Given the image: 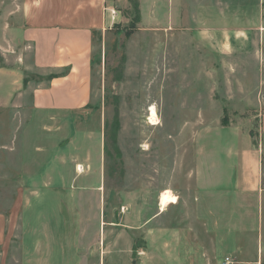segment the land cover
Instances as JSON below:
<instances>
[{
	"label": "rangeland",
	"instance_id": "rangeland-1",
	"mask_svg": "<svg viewBox=\"0 0 264 264\" xmlns=\"http://www.w3.org/2000/svg\"><path fill=\"white\" fill-rule=\"evenodd\" d=\"M27 2L0 0V83L19 84L0 89V212L30 196L0 264H264V0H138L139 19L130 0L111 1L117 16L94 38L90 103L105 186L68 190L64 204L28 188L43 184L25 131L44 76L14 33ZM249 148L261 156L256 192L238 179ZM167 188L177 203L161 211Z\"/></svg>",
	"mask_w": 264,
	"mask_h": 264
},
{
	"label": "crops",
	"instance_id": "crops-1",
	"mask_svg": "<svg viewBox=\"0 0 264 264\" xmlns=\"http://www.w3.org/2000/svg\"><path fill=\"white\" fill-rule=\"evenodd\" d=\"M111 1L28 0L26 22L14 31L17 42L33 47L34 67L44 76L32 93V109L39 118L33 119L25 131V144L31 142L34 154L42 159L40 179L43 184L28 187L32 191L39 190L33 193L32 199L44 192L55 193L62 195L60 201L64 204L68 190L98 191L105 186L104 130L99 109L91 107L90 103L94 38L117 16L112 11ZM8 76L9 79L1 80L4 83H0V89H19V84L12 81L13 76ZM262 129L264 132V122ZM34 132L38 137H33ZM239 167L241 187L258 191L262 175L258 150L249 148L241 153ZM42 187L48 190L42 192ZM26 197L30 200L29 195L20 191L11 210L0 212L3 256L9 253ZM31 252L34 253L33 248Z\"/></svg>",
	"mask_w": 264,
	"mask_h": 264
},
{
	"label": "bare ground",
	"instance_id": "bare-ground-1",
	"mask_svg": "<svg viewBox=\"0 0 264 264\" xmlns=\"http://www.w3.org/2000/svg\"><path fill=\"white\" fill-rule=\"evenodd\" d=\"M149 122L152 124L158 123V114H157L156 108L154 106H152L150 108V120H149ZM173 203H177V197L173 194V192L171 190H169V189L163 190L159 196L160 209L162 211H165L166 208Z\"/></svg>",
	"mask_w": 264,
	"mask_h": 264
},
{
	"label": "trees",
	"instance_id": "trees-1",
	"mask_svg": "<svg viewBox=\"0 0 264 264\" xmlns=\"http://www.w3.org/2000/svg\"><path fill=\"white\" fill-rule=\"evenodd\" d=\"M133 9H134V14H135V18L139 19L140 17V8H139V2L138 0H130Z\"/></svg>",
	"mask_w": 264,
	"mask_h": 264
},
{
	"label": "built area",
	"instance_id": "built-area-1",
	"mask_svg": "<svg viewBox=\"0 0 264 264\" xmlns=\"http://www.w3.org/2000/svg\"><path fill=\"white\" fill-rule=\"evenodd\" d=\"M224 264H233V260L230 257H226L224 260Z\"/></svg>",
	"mask_w": 264,
	"mask_h": 264
}]
</instances>
